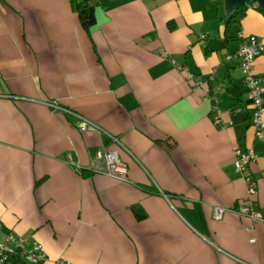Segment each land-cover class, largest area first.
<instances>
[{"label": "crops", "instance_id": "0c3cea01", "mask_svg": "<svg viewBox=\"0 0 264 264\" xmlns=\"http://www.w3.org/2000/svg\"><path fill=\"white\" fill-rule=\"evenodd\" d=\"M238 1L90 0L88 34L70 0H0V221L41 243L30 264H264V220L234 209L247 186L232 148L257 151L264 215V142L227 58L240 31L264 38V0L227 24ZM254 68L264 82V51ZM205 88H217L219 124ZM101 145L125 179L89 168Z\"/></svg>", "mask_w": 264, "mask_h": 264}, {"label": "built area", "instance_id": "2783aa9c", "mask_svg": "<svg viewBox=\"0 0 264 264\" xmlns=\"http://www.w3.org/2000/svg\"><path fill=\"white\" fill-rule=\"evenodd\" d=\"M240 42L235 50L227 54V58L237 57L240 60V65L243 69L244 75L242 78L246 89L247 96L251 103V121L255 126L256 135L264 142V82L260 74L255 71L254 62L257 55L264 51V38L256 33H247L240 31L238 33ZM201 36H205L204 33ZM172 61L177 59L172 57ZM181 68H186V65L180 64ZM188 76L194 79L195 88L203 86L205 79L203 77L195 76L193 72L188 71ZM217 88H205L204 93L212 96V117L213 120L219 124L221 123V114L223 108L217 102V95L215 90ZM212 90V91H211ZM49 105L63 108L76 116L75 124L83 129L99 128L98 124L86 118L78 111L62 107L55 101L48 100ZM111 140H117V136L108 133ZM234 152V166L240 173L247 186V193L242 201L235 206V210L249 216L251 219H262L264 215L261 212L258 203L255 200L254 194L257 192V179L253 174L251 164L257 156V151L253 147H244L236 142L232 146ZM66 161L74 166L80 167L75 160L72 153L68 152ZM89 168L95 172L104 173L120 179L126 178L127 164L121 160L117 149L101 145L96 150V155L92 158ZM225 208L223 206H215V216L221 217ZM46 252L41 243L37 239H32L31 244L25 237L14 232L5 231L2 229L0 221V264H23L21 260L28 263L37 261L40 258H45ZM57 264H70L63 259H57Z\"/></svg>", "mask_w": 264, "mask_h": 264}, {"label": "trees", "instance_id": "16d2710c", "mask_svg": "<svg viewBox=\"0 0 264 264\" xmlns=\"http://www.w3.org/2000/svg\"><path fill=\"white\" fill-rule=\"evenodd\" d=\"M72 8L77 12L81 25L84 27L86 32L90 34L92 26L96 22L94 4L88 0L86 4H84L83 0H70ZM250 0H240L236 3L234 9L227 17V24L233 21L236 17H241L246 9L248 8ZM170 22V21H169ZM170 144V143H168ZM170 145H167V148H170ZM135 212L140 217L143 213H141L137 207H135ZM23 264H30L24 260H21Z\"/></svg>", "mask_w": 264, "mask_h": 264}, {"label": "water", "instance_id": "95a60500", "mask_svg": "<svg viewBox=\"0 0 264 264\" xmlns=\"http://www.w3.org/2000/svg\"><path fill=\"white\" fill-rule=\"evenodd\" d=\"M84 4H86L88 2V0H83Z\"/></svg>", "mask_w": 264, "mask_h": 264}]
</instances>
